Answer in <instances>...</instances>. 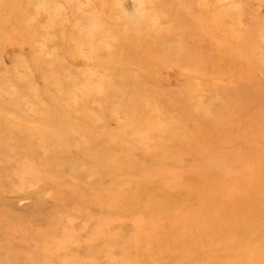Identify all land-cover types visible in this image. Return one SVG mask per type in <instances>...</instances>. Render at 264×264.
I'll return each instance as SVG.
<instances>
[{
  "label": "rangeland",
  "instance_id": "obj_1",
  "mask_svg": "<svg viewBox=\"0 0 264 264\" xmlns=\"http://www.w3.org/2000/svg\"><path fill=\"white\" fill-rule=\"evenodd\" d=\"M0 264H264V0H0Z\"/></svg>",
  "mask_w": 264,
  "mask_h": 264
},
{
  "label": "bare ground",
  "instance_id": "obj_2",
  "mask_svg": "<svg viewBox=\"0 0 264 264\" xmlns=\"http://www.w3.org/2000/svg\"><path fill=\"white\" fill-rule=\"evenodd\" d=\"M27 201V200H26Z\"/></svg>",
  "mask_w": 264,
  "mask_h": 264
}]
</instances>
